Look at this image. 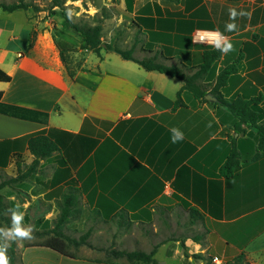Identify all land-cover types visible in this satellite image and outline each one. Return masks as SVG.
<instances>
[{"label":"crops","instance_id":"obj_1","mask_svg":"<svg viewBox=\"0 0 264 264\" xmlns=\"http://www.w3.org/2000/svg\"><path fill=\"white\" fill-rule=\"evenodd\" d=\"M209 1L204 6L181 0L179 10L161 1L137 9L135 1L133 10L128 9L142 34L140 58L156 56L168 65L196 71L203 51L215 48L193 43L194 31L218 30L233 43L229 53L219 51L201 81L205 97L184 90V104L177 107L184 82L176 76L147 70L128 59L124 60L134 63L125 61L110 69L105 61L111 51L102 50L95 60L91 56L85 60L89 70H79L71 78L50 32H40L29 47L36 29L31 15H26L18 34L11 27L9 40L20 39L25 47L1 49L0 67L12 76L9 82L0 81L2 100L47 111L49 122L0 113V141L51 127L86 136L85 146L70 140L66 159L55 152L41 160L38 172L17 183L25 190L24 200L15 205L24 213L25 230L30 225L36 231H52L60 224L64 231L111 230L109 226L121 232H141L145 226L157 231L162 225L176 224V212L181 214L182 231L192 226L201 233L200 242L189 238L196 251L218 257L221 263L244 253L251 264H260L264 150L258 151L257 130L240 125L211 90L221 69L236 63L237 71L229 75L220 93L225 98L256 99L258 123L264 125V0ZM230 8L250 14L237 17L234 32L226 31V24L232 22ZM163 18L167 21L158 22ZM179 133L184 138L173 143L172 137ZM90 138L98 139L93 148ZM234 144L239 164L227 175L223 166ZM32 159L30 154L27 162ZM13 167L11 159L5 169ZM8 237L0 232V244L8 245ZM19 253L21 264H62L64 256L41 246H25Z\"/></svg>","mask_w":264,"mask_h":264},{"label":"rangeland","instance_id":"obj_2","mask_svg":"<svg viewBox=\"0 0 264 264\" xmlns=\"http://www.w3.org/2000/svg\"><path fill=\"white\" fill-rule=\"evenodd\" d=\"M18 0H0V2L13 3ZM29 3V7L26 9H17L14 11H6L0 9V28H5L0 35V53L1 49H5L6 46H23L25 43L22 40H14L13 42L9 40L11 34L10 29L14 27L15 33H19L21 27H25V18L26 15H31V22L34 24L36 29L35 39L40 32H50L53 40L55 42L60 41L65 47H78L80 45V38L75 33L70 31L67 26L64 24L63 18L60 14V7L53 6L55 0H24ZM65 5H71L72 13L78 17L77 19L82 18L90 23H93L95 19L102 20L103 22V39L104 41H113L116 45L120 46L123 49H129L130 46H136V52L139 57H142V51L139 48L140 43L139 39L142 37L139 29L135 26L133 22V16L129 13V10L126 8L124 0H59ZM161 1L166 3L170 8L174 10L181 9V0L172 1V0H136V8L139 9L142 4L149 2ZM191 3H203L202 5L210 3L209 0H187ZM8 29V31H6ZM201 30V29H200ZM193 41H200V34L198 30L194 31L192 34ZM203 44L210 45L211 42H201ZM212 44V43H211ZM57 46V45H56ZM58 48V47H57ZM105 51V50H104ZM71 51L69 53V59L71 63L74 64L76 61H81L83 65L87 66L85 60L88 57H92L94 60L98 56L96 53L87 50ZM108 58L105 61V66L110 69H116L115 65L118 63H134L133 61L124 60V58L116 52H109ZM165 64L169 62L164 61ZM2 68V67H1ZM30 154L26 151L22 159H20V169L16 164L15 159H12L14 167L12 169L6 168L0 170V181L9 179L19 175L24 172L26 166L29 165ZM35 174V173H33ZM22 181H25L22 180ZM20 180L16 182H9L1 192L6 197V203L9 205V210L7 211V216L12 223L11 217L13 215L12 210L15 208V205L20 204L24 200L25 190L17 187V183L22 182ZM14 195V199H11L10 196ZM19 206V205H18ZM16 209V208H15ZM175 221L176 224H168L167 227L162 225L158 228L157 231L153 230L151 226L143 227L141 232H121L114 231L115 226H109L111 230L103 231H89V235L86 238L85 244H80L78 246L74 245L72 242H69L67 239L62 238L66 243V249L68 252L74 255V258L67 256H62V264H152V263H143L140 261H129L126 257L116 258L113 254H110L112 249L117 250H144L150 251L155 245H157V252L155 253V258L160 264H212L213 256L203 254V252L196 251L195 243H191L189 238L201 234L199 231H196L192 226H185L186 229L181 230V214L176 215L175 212ZM0 223L7 232V229L11 228L12 225H8L7 221L0 218ZM22 227L25 228V225ZM108 226H105L107 228ZM46 230H44L45 232ZM87 231L82 230L81 227H78L77 230L65 231L66 235L75 238L80 241L81 237ZM52 233H43V235H38L36 230L32 232L31 239H24L16 241V258L14 264H21V256L19 250L23 247H28L32 241H42L52 236ZM10 243V237L7 239ZM19 242V243H18ZM165 242V243H163ZM187 242V243H185ZM203 244V243H201ZM208 258V260H203L198 257ZM212 257L211 259L209 257ZM260 261V264H264V257ZM230 260V259H227ZM226 261H223L221 264H225Z\"/></svg>","mask_w":264,"mask_h":264},{"label":"trees","instance_id":"obj_3","mask_svg":"<svg viewBox=\"0 0 264 264\" xmlns=\"http://www.w3.org/2000/svg\"><path fill=\"white\" fill-rule=\"evenodd\" d=\"M127 9L133 10L134 4L136 0H124ZM179 1V0H172ZM53 6L60 7V14L63 18L64 24L67 28L75 33L80 38V45L78 47H65L60 41L56 42V45L60 52L61 60L66 68L68 75L73 78L77 71L79 70H89L86 66L83 65L81 61H76L74 64L71 63V59H69V53L71 51H79V50H87L96 53L97 55L101 54L102 50L116 52L121 55L124 59L133 60L139 63L142 67L147 70H156L161 73H165L171 76H176L183 80L184 84L181 89L177 93V98L175 100V107L184 104L182 98V92L184 90L190 91L196 98H204L206 94V90L201 84L204 76L208 73L212 65L216 62L219 57V51L216 49L208 48L203 51L202 61L199 64V67L196 71L192 68H187L186 65L182 67L177 64H165L164 62H160L157 60L156 56L152 57H144L140 58L134 54V46H131L129 49H123L120 46L116 45L113 41H104L103 39V22L102 20L95 19L93 23H90L82 18L77 19L72 13L71 5H65L63 2L59 0L54 1ZM29 7V3L24 0H18L13 3H5L0 2V8L6 11H14L17 9H27ZM149 19V17H148ZM151 20H154L150 17ZM158 22L167 21L166 18L157 19ZM35 40V31L32 30L30 36L29 47L31 48L34 44ZM237 71L236 63L227 65L222 68L218 74L217 82L214 88L211 90L213 95H216L218 98V102L224 106H226L235 116H237L240 120V125L245 123L248 127H254L258 133V151L264 150V125L259 124L258 121L261 118V113H259L256 109L257 100L256 99H247L242 96H235L233 98H225L220 93V88L226 84V81L230 74ZM12 76L0 67V81L9 82L11 81ZM3 91L0 90V113L22 118L33 121H39L42 123L49 122V112L47 111H39L31 108H27L24 106L8 103L2 100ZM88 120V119H87ZM86 121V120H85ZM102 134V133H101ZM74 140L76 143H80L82 146L86 144V136H82L81 134H73L68 131H64L58 128H44L38 131H34L20 137H16L15 139H5L0 141V167L4 170L7 164L11 159H15L18 169H20L21 163L20 159L24 152L28 151L33 159L26 166L24 172L19 175L5 179L0 181V218L4 219L9 223V217L7 216V211L9 210V205L6 203V197L1 192V190L9 184V182H16L18 180L22 181L28 178L31 174L39 171V165L41 160L47 159L51 157L55 152H59L62 155V159H66L70 155V140ZM90 148H93L97 143V138H90ZM4 143H14V147L4 148ZM74 144L76 147L77 144ZM77 150V148H75ZM86 152L82 154L85 156ZM240 153L236 146L233 145L226 162L223 166V170L227 175H230L234 169L239 164ZM63 218V217H62ZM53 235L44 239L42 241H32L29 246H41L53 249L64 256H68L74 258V255L67 251L66 243L62 238L67 239L69 242H72L74 245L78 246L80 244H85V240L90 234L86 232L80 239V241L76 240L73 237L65 234L63 230V226L60 224H56V228L52 231H37L38 235H43V233H52ZM200 235L195 237L193 236V240L200 242ZM7 255L10 258V263L14 264L16 258V241H10V247L8 248ZM157 252V245L153 247L152 250L144 251V250H132L128 251L125 249L117 250L112 249L110 254H113L114 257H126L129 261H140L143 263H152V264H160L158 260L155 258V253ZM201 254L198 255L199 258L208 260V258L200 257ZM212 258L211 256L209 257ZM216 264V263H212ZM225 264H251L247 261L245 254L241 253L230 260H226Z\"/></svg>","mask_w":264,"mask_h":264},{"label":"clouds","instance_id":"obj_4","mask_svg":"<svg viewBox=\"0 0 264 264\" xmlns=\"http://www.w3.org/2000/svg\"><path fill=\"white\" fill-rule=\"evenodd\" d=\"M245 15H250L249 13L245 12H238L235 8L229 9V18L230 23L226 24V31L234 32L237 30L238 25L235 23L237 17H242ZM205 40L215 41L214 44L210 45L214 47L216 50L220 51L222 54H227L230 51L234 50V45L230 41L229 38H224L223 33L219 32L218 30H200V41L203 42ZM195 43V41H193ZM173 132H177L176 128L171 129ZM183 133H179L176 136L172 137V142L176 143L179 140H182ZM13 215L11 217L12 220V227L7 229L6 234L10 237L11 241H20L24 239H31L33 228L29 225L28 230H25L22 227L23 220H24V213L20 211L18 208L12 210ZM0 232H5L4 229H0ZM10 247V243L8 245L0 244V264H10V258L7 255V250Z\"/></svg>","mask_w":264,"mask_h":264},{"label":"built area","instance_id":"obj_5","mask_svg":"<svg viewBox=\"0 0 264 264\" xmlns=\"http://www.w3.org/2000/svg\"><path fill=\"white\" fill-rule=\"evenodd\" d=\"M198 34H200V30H198ZM223 37L226 38L224 35H223ZM206 41H209V42H211L212 44L215 43V41H210V40H205V41H203V42H206ZM213 262H216V263L220 264V263H221V260H220L218 257H213Z\"/></svg>","mask_w":264,"mask_h":264}]
</instances>
